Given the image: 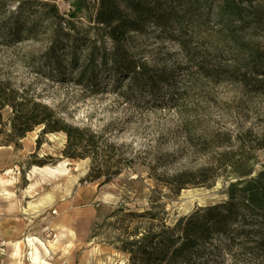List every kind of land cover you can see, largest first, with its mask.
<instances>
[{
	"label": "trees",
	"instance_id": "16d2710c",
	"mask_svg": "<svg viewBox=\"0 0 264 264\" xmlns=\"http://www.w3.org/2000/svg\"><path fill=\"white\" fill-rule=\"evenodd\" d=\"M74 1V11L65 18L56 0H0L1 43L44 38L48 46L41 57L43 67L61 79L97 93L107 86L100 78L113 75L118 77L111 83L114 89L126 80L124 94L155 96L169 86V74L136 59L128 43L132 35L157 33L177 45L195 75L241 83L264 94V0ZM210 38L239 57L228 63L213 54L205 47ZM6 109L10 116L4 120ZM38 127L37 148L44 136L62 133L63 159L89 161L79 184L108 185L140 160L132 152L123 156L122 147L104 132L67 124L34 93L0 78V147L19 148ZM251 135H235L234 143L230 134L218 135L215 147L221 150L195 171L148 175L172 196L189 188H210L223 179L229 182L227 199L172 224L153 210L120 214L113 228L121 236L117 250L127 256V264H217L219 257L230 258V264H264V173L255 172L253 154L264 150V143L253 144Z\"/></svg>",
	"mask_w": 264,
	"mask_h": 264
},
{
	"label": "rangeland",
	"instance_id": "374dc122",
	"mask_svg": "<svg viewBox=\"0 0 264 264\" xmlns=\"http://www.w3.org/2000/svg\"><path fill=\"white\" fill-rule=\"evenodd\" d=\"M74 3L56 0L65 18L74 11ZM207 41L205 47L228 63L239 57L214 38ZM47 46L44 38L13 45L0 41V78L34 93L37 101L67 124L104 132L122 147L123 156L132 152L140 160L102 187L79 184L89 161L69 160L65 176L28 191L35 179L29 178L33 166L54 167L63 159L65 135H46L37 148L40 130L35 129L20 141L19 148L0 147V264H127V256L117 250L121 236L113 228L120 214L153 210L172 224L198 208L227 199L229 182L223 179L210 188H189L172 196L149 174L172 176L207 166L221 150L215 147L216 137L224 133L233 142L235 135L251 132L253 144L264 143V94L241 83L195 75L177 45L157 33L132 35L128 43L136 59L169 74V86L155 96L124 94L127 81L114 89L111 83L118 77L113 75L100 78L107 86L97 93L66 77L61 79L43 67L41 57ZM9 116L8 109L2 112L4 120ZM253 154L255 172L264 173V150ZM105 192L114 200L102 201ZM33 247L38 250L37 262L32 259ZM230 263L228 257L217 261Z\"/></svg>",
	"mask_w": 264,
	"mask_h": 264
},
{
	"label": "bare ground",
	"instance_id": "6f19581e",
	"mask_svg": "<svg viewBox=\"0 0 264 264\" xmlns=\"http://www.w3.org/2000/svg\"><path fill=\"white\" fill-rule=\"evenodd\" d=\"M41 127H38L37 130H41ZM68 159H62L57 165H55L54 167H37V166H33L30 173H29V178L32 179V177H34L35 179L32 180V183L30 184V186L28 187V191L32 190L33 188L42 185L46 180L48 179H57L59 177H63L67 174L68 172ZM80 163H83L84 161H79ZM39 177V178H36ZM101 200L102 201H112L114 200V197L105 192L101 195ZM38 243L42 245L41 242L37 241ZM34 250V258L33 261H38L39 258V254H38V250L33 247Z\"/></svg>",
	"mask_w": 264,
	"mask_h": 264
},
{
	"label": "built area",
	"instance_id": "2783aa9c",
	"mask_svg": "<svg viewBox=\"0 0 264 264\" xmlns=\"http://www.w3.org/2000/svg\"><path fill=\"white\" fill-rule=\"evenodd\" d=\"M56 214V212H53V215H55Z\"/></svg>",
	"mask_w": 264,
	"mask_h": 264
}]
</instances>
